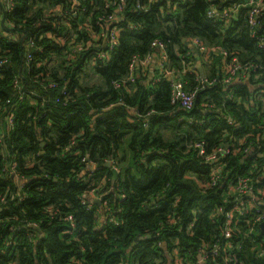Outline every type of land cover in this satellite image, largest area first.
I'll use <instances>...</instances> for the list:
<instances>
[{
  "label": "trees",
  "instance_id": "16d2710c",
  "mask_svg": "<svg viewBox=\"0 0 264 264\" xmlns=\"http://www.w3.org/2000/svg\"><path fill=\"white\" fill-rule=\"evenodd\" d=\"M105 1L95 3L103 6ZM138 1L147 4V0H127L124 13L141 26L120 31L108 62L92 66L98 77L93 83L80 82L79 74L85 71L81 57L74 69L65 66V47L47 38H36L41 48L33 53L35 69L29 73L24 54L21 62L25 50L20 38L0 29V55L11 59L7 68L0 69V104L7 98L12 101L6 108L15 120L4 138L9 155L0 149V197L5 195L0 199V250H5L0 252V264H69L72 258L81 264H168V255L175 249L183 264H197L198 247L216 239L221 243L216 262L264 264V256L257 255L261 236L247 233L241 217H234L237 229L226 244V219L216 208L222 205L229 210L234 200L226 198L225 187L200 186L197 180L207 177L208 165L192 146L203 141L208 151L223 143L236 149L245 138L260 147L262 154L256 159H242L239 152L224 158L227 182L248 174L254 160L264 162V134H257V124L264 122L257 99L255 105L250 102V84L243 81L229 88H203L189 111L170 102V86L164 77L148 80L147 74L137 71L134 82L118 88L112 84L128 75L130 56L144 54L155 37L166 43L169 66L179 71L177 78L186 88L198 83L193 71L183 72L191 36L201 37L207 45H221L240 60L264 63V49L250 35L247 8L241 7L225 22L209 17L207 8L210 2L223 6L232 0H177L174 5L161 0L137 11ZM60 2L66 1L15 0L6 15L16 24L24 23L21 29L30 36L37 32L32 20ZM86 4L91 6L90 0ZM159 4L165 8L160 10ZM258 29L264 33V14ZM212 57L207 70L211 76L220 63L219 55ZM38 61L43 64L36 67ZM37 70L47 72L58 84L69 78L78 99L67 104L56 101L59 89L42 86L47 82L45 76L32 81ZM15 75L23 89L44 94V104L32 102L26 92L20 98L21 88L12 84ZM227 92L234 98H226ZM203 100L214 101L216 107L204 112L200 107ZM229 117L233 122H228ZM4 123L0 121V131L5 129ZM73 138L76 141L71 144ZM108 158L118 168L115 183L105 164ZM87 160L96 162L92 175L86 172ZM7 162L14 163L27 179L23 197L17 195L16 182L5 168ZM97 185L98 192H104L103 212H109L102 224L100 205L92 201L88 208L82 203L85 192ZM68 214L74 218L73 225L65 219ZM27 220L38 226H22ZM191 220L195 225L188 232L186 225ZM29 232L36 233L34 240L29 239ZM7 238H14L12 244H7Z\"/></svg>",
  "mask_w": 264,
  "mask_h": 264
},
{
  "label": "built area",
  "instance_id": "2783aa9c",
  "mask_svg": "<svg viewBox=\"0 0 264 264\" xmlns=\"http://www.w3.org/2000/svg\"><path fill=\"white\" fill-rule=\"evenodd\" d=\"M0 5V29L6 35H12L15 38H21L24 34L21 28H25L24 23L19 22L16 24L15 20L7 18L9 12L15 3V0H1ZM43 10L42 17L32 20L36 26L37 32L33 35L26 36V43L23 44L25 69L31 73L35 67L32 64L33 53L41 48L36 42V38H47V40L55 42L64 46L65 66L74 69L76 62L81 57L83 61V68H92L97 64H106L110 58L111 50L119 42V33L123 29H134L141 25L137 21L126 18L124 13L127 5V0H106L103 6H97L95 0H90V5L86 4V0H64ZM161 0H147V4H141L138 1L134 10L147 9L149 3H157ZM167 3L176 4L177 0H167ZM214 3L209 4L207 8V15L209 17L221 18L228 21L231 17L236 15L241 7L247 8V24L250 29V35L255 38L257 45L264 49V33L260 32L258 27L261 21V16L264 14V0H245L244 2L232 0L228 4L218 6ZM159 9L163 10L164 5L159 4ZM5 16V24L9 27L6 31L1 24L2 17ZM52 25L51 28H45V25ZM188 60L185 62V71H193L196 75L197 84L194 88H186L185 82L178 79V72L169 66L168 51L166 43L160 38L155 37L149 46V49L144 53H133L130 56L128 69L129 73L126 77L112 81L115 88L128 85L130 82L135 81V73L140 71L143 75L149 70H155L152 75V80L157 81L161 77L168 80L170 86V102L178 108H183L187 111L192 110L197 103V94L206 86L222 85L224 87H232L237 82H248L252 87V99L257 98L264 103V63L260 60H240L238 56L221 45H207L199 36H191L188 40ZM212 54L220 56V63L216 67L217 71L213 76H200L197 71L195 63L197 60H203L211 64L213 60ZM182 56V54H180ZM10 58L5 55H0V69L8 67ZM22 64V66H23ZM43 64V61H38L36 67ZM21 66V69H22ZM193 68V69H192ZM22 72V71H21ZM47 72L36 71L31 75L32 81H39V77L45 76L47 81L42 86L56 87L59 89V95L56 101H61L63 104L74 102L78 99L76 94L77 88L71 89L70 79L66 78L63 82L58 84L57 81L49 79L46 75ZM13 87L21 88L19 97H23V92H26L32 102L44 104L47 97L34 88L23 89L18 76L13 78ZM225 97L233 99L234 96L231 92H227ZM10 99H6L4 103L0 104V121L5 122V129L0 131V149L8 156L9 149L4 141L6 131L14 127V115L6 108ZM200 107L204 112L211 111L216 107L214 101L203 100ZM259 108L264 112V106L259 105ZM228 122H233L232 117L227 118ZM192 121V118H189ZM262 121L264 122V115L262 114ZM257 134H264V124H257ZM252 134V133H251ZM76 141L75 138L71 140V144ZM197 149L198 154L202 157L203 161L208 165V175L205 178L198 179L200 186L203 189L211 188L213 186L225 187L226 198L231 197L234 204L231 209L225 210L223 206L216 208L217 212L223 213L225 216V223L223 228V237L226 244H230L229 238L232 235V230L235 227L234 217H241L245 224L248 226L247 233L257 232L259 234L261 243L257 250L258 256H264V235L259 232L258 224L264 219V162L260 163L254 160L250 163L248 174L238 177L235 181L227 182V175L224 172L225 161L224 158L233 153H242V159L245 158H258L262 153L260 147L250 145L249 142L243 138V146L235 149L233 144L223 143L216 146L213 150H207L203 141H197L192 144ZM85 159V158H83ZM112 166L118 170L112 158H108ZM96 167L95 161L87 160L86 172L92 175ZM5 168L10 170L14 181L17 185V195L23 197L22 189L27 179L23 173L18 171L16 165L7 162ZM100 185L93 186L87 190L82 197V203L86 204L88 208L92 206L95 198H101V204L104 192H98ZM1 200L5 199V195L0 197ZM99 204L101 214H99V223L102 224L109 215L103 212V205ZM102 215V219H101ZM175 218V217H174ZM71 225L74 224V218L71 214L65 216ZM176 219V218H175ZM174 219V221H176ZM31 225L38 226L35 221L27 220L22 226ZM195 221L191 220L186 225V231L191 232ZM66 232H71L67 229ZM11 236V235H10ZM9 236V237H10ZM35 232H29V239L34 240ZM14 238H7V244H12ZM0 252L4 253L2 249ZM221 254V243L218 239L201 244L197 249V264H221L215 260ZM173 256L172 264H183V257L180 256L178 251L172 250ZM216 262V263H215ZM158 263V262H157ZM69 264H81L77 258H72Z\"/></svg>",
  "mask_w": 264,
  "mask_h": 264
},
{
  "label": "water",
  "instance_id": "95a60500",
  "mask_svg": "<svg viewBox=\"0 0 264 264\" xmlns=\"http://www.w3.org/2000/svg\"><path fill=\"white\" fill-rule=\"evenodd\" d=\"M0 5L2 6V1H1V0H0ZM4 20H5V16L2 17V19H1V24H2L3 29L7 31V30L9 29V27L5 24ZM25 36H26V34L24 33V34L21 36V38H20V44H21V47H23ZM22 61H23V53H22V55H21V62H22ZM198 68H199L201 74L203 75L204 72H203V69H202V67H201L200 61H198ZM208 87H209V86H206L204 89H207ZM201 91H202V90H201ZM201 91L197 94V97H196V100H197V101L199 100V97H200V93H201ZM219 113H222V112L219 111ZM43 144H44V142L42 141V142H41V145H43ZM41 152H42V151H41ZM105 164L111 168V171H112V179H111V181H112V183H115V180H116V177H117V170H116V168H114V167L112 166V163H111L110 160H106V161H105ZM94 202H96L97 204H101V198H95V199H94ZM258 227H259V232H260V234H261V235H264V219H263L262 221L259 222Z\"/></svg>",
  "mask_w": 264,
  "mask_h": 264
},
{
  "label": "crops",
  "instance_id": "0c3cea01",
  "mask_svg": "<svg viewBox=\"0 0 264 264\" xmlns=\"http://www.w3.org/2000/svg\"><path fill=\"white\" fill-rule=\"evenodd\" d=\"M198 61H200V64H201V67H202V69H203V72H204V74L202 75L201 74V72H200V70H199V68H198ZM203 62H205V61H203V60H197L196 61V63H195V66H196V68H195V70L197 71V73L200 75V76H204V75H206V76H211V74H207V70H210V67L212 66L211 64H212V61H211V64L210 63H207V62H205L206 63V65L204 64V66H203ZM154 69V68H153ZM149 70L146 74L148 75V80L149 79H151L152 78V75L155 73V70ZM146 74H144V75H146ZM245 81V80H244ZM250 86V85H249ZM251 87V86H250ZM251 89H252V87H251ZM255 99H257V98H251L250 99V102L251 103H253L254 105L256 104V102H255ZM257 101L259 102V105H262V106H264V103L260 100H258L257 99ZM260 109V108H259ZM260 111H261V113L264 115V112L260 109ZM261 114V115H262ZM102 205V204H101ZM100 211H101V209H102V207L100 206ZM101 214V213H100ZM103 217H102V215H101V219H102ZM168 258H169V262H168V264H172L173 263V257L171 256V254L170 255H168Z\"/></svg>",
  "mask_w": 264,
  "mask_h": 264
},
{
  "label": "rangeland",
  "instance_id": "374dc122",
  "mask_svg": "<svg viewBox=\"0 0 264 264\" xmlns=\"http://www.w3.org/2000/svg\"><path fill=\"white\" fill-rule=\"evenodd\" d=\"M84 72H80L79 77H80V82L82 83H93L98 79L97 76L94 75L93 71L91 68L87 67L84 68Z\"/></svg>",
  "mask_w": 264,
  "mask_h": 264
}]
</instances>
